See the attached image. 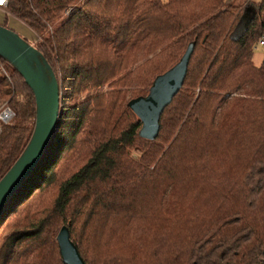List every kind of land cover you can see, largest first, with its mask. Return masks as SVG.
I'll return each mask as SVG.
<instances>
[{"label": "trees", "instance_id": "obj_1", "mask_svg": "<svg viewBox=\"0 0 264 264\" xmlns=\"http://www.w3.org/2000/svg\"><path fill=\"white\" fill-rule=\"evenodd\" d=\"M74 1L7 0L36 41L0 16L61 88L49 148L0 215V264H66L62 224L86 264H264V0H248L243 24L244 0ZM190 41L157 135L140 136L128 100ZM0 96L14 112L0 122L1 177L35 119L32 90L1 56Z\"/></svg>", "mask_w": 264, "mask_h": 264}, {"label": "water", "instance_id": "obj_2", "mask_svg": "<svg viewBox=\"0 0 264 264\" xmlns=\"http://www.w3.org/2000/svg\"><path fill=\"white\" fill-rule=\"evenodd\" d=\"M244 12H249L248 20L254 13V6L245 5ZM193 47L194 41H190L180 58L153 78L146 94L128 100V106L141 121L138 129L140 136L153 139L157 135L159 118L164 107L170 103L184 82ZM0 56L22 75L35 99V119L31 135L21 153L0 177L1 215L30 174L41 163L49 148L59 126L61 96L59 80L45 56L19 32L1 23ZM55 238L63 262L86 264L77 245L70 238L67 225L62 224L59 227Z\"/></svg>", "mask_w": 264, "mask_h": 264}, {"label": "rangeland", "instance_id": "obj_3", "mask_svg": "<svg viewBox=\"0 0 264 264\" xmlns=\"http://www.w3.org/2000/svg\"><path fill=\"white\" fill-rule=\"evenodd\" d=\"M82 0H75L73 2V6H77ZM243 1V0H242ZM250 1V0H249ZM248 0H244L243 1V4L245 2H249ZM252 1H255L257 2L258 0H251ZM246 4V3H245ZM253 5V4H252ZM5 14L6 15V20L8 22L9 25H11L12 27H14L17 31H19L21 34L23 35H26L27 38H29L30 40L32 41H36L39 37V35H37L35 33V31H32L31 28H29L27 25H25L22 21H20L19 19L13 17V15L9 14V13H6V10H5V5H0V16L2 14ZM65 13H62L61 15H59L58 17H56L54 20H53V25H56L57 23H59L61 20H63L65 18ZM15 18V19H14ZM0 21H2V18H0ZM241 23L243 24V21H241ZM238 27L240 26V22L238 23L237 25ZM263 56H264V44H260V43H256L255 46L253 47V60L255 63L257 64H260L262 62V59H263ZM5 67L9 70L11 69L9 66H7L5 64ZM106 87V86H105ZM103 89H105L104 87H102ZM61 90V88H60ZM147 91H148V87H147ZM85 94L86 93H82V94H79L80 98L82 99L83 97H85ZM60 96H61V91H60ZM5 106H8L10 109H11V116L9 119L3 121V122H7L9 120H11L14 116V112L12 110V108L10 107L9 103H8V99L4 98V97H1L0 96V111L5 107ZM1 122V121H0ZM67 173H63L61 172V176H65Z\"/></svg>", "mask_w": 264, "mask_h": 264}, {"label": "built area", "instance_id": "obj_4", "mask_svg": "<svg viewBox=\"0 0 264 264\" xmlns=\"http://www.w3.org/2000/svg\"><path fill=\"white\" fill-rule=\"evenodd\" d=\"M7 0H3V3H0V5H6ZM257 43L264 44V35L261 36ZM11 116V109L8 106H5L1 111H0V121H5L9 119Z\"/></svg>", "mask_w": 264, "mask_h": 264}, {"label": "crops", "instance_id": "obj_5", "mask_svg": "<svg viewBox=\"0 0 264 264\" xmlns=\"http://www.w3.org/2000/svg\"><path fill=\"white\" fill-rule=\"evenodd\" d=\"M245 3H246V4H245ZM245 3H244L245 5L250 4V3H247V2H245ZM245 5H244V6H245ZM243 12H244V8H243ZM248 13H249V12H244V14L241 16V21H243L244 18L247 17Z\"/></svg>", "mask_w": 264, "mask_h": 264}, {"label": "snow or ice", "instance_id": "obj_6", "mask_svg": "<svg viewBox=\"0 0 264 264\" xmlns=\"http://www.w3.org/2000/svg\"><path fill=\"white\" fill-rule=\"evenodd\" d=\"M0 3H3V0H0Z\"/></svg>", "mask_w": 264, "mask_h": 264}]
</instances>
